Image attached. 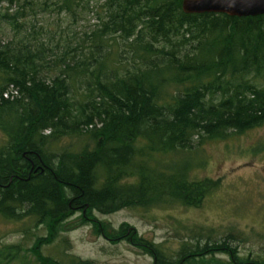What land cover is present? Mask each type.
I'll list each match as a JSON object with an SVG mask.
<instances>
[{
    "label": "trees",
    "instance_id": "16d2710c",
    "mask_svg": "<svg viewBox=\"0 0 264 264\" xmlns=\"http://www.w3.org/2000/svg\"><path fill=\"white\" fill-rule=\"evenodd\" d=\"M183 1L101 0L93 31L58 41L34 19H75L88 0H0L11 32L0 38V217L47 232L29 254L4 247L0 264H92L63 253L68 241L42 253L75 214L153 264H264L238 259L227 240L171 250L93 216L198 207L215 183L171 158L264 126V15H187Z\"/></svg>",
    "mask_w": 264,
    "mask_h": 264
},
{
    "label": "rangeland",
    "instance_id": "374dc122",
    "mask_svg": "<svg viewBox=\"0 0 264 264\" xmlns=\"http://www.w3.org/2000/svg\"><path fill=\"white\" fill-rule=\"evenodd\" d=\"M87 9L75 19L66 14H38L34 19L35 31L41 29L55 40L80 41L98 25L101 0H88ZM6 8L0 3V12ZM12 11H15L13 8ZM10 11V12H12ZM33 23V24H34ZM11 37L10 28L0 25V38ZM5 98V97H4ZM5 137L0 130V147ZM173 163L187 162L189 178L193 181L209 180L215 183L202 203L196 208L123 209L109 215L94 212V219L117 230L127 225L142 238L171 250L183 240L191 242H221L227 240L238 259L264 258V126L230 132L225 138L205 139L194 145L190 153L171 158ZM176 159V160H175ZM78 214L68 218L65 231L59 232L53 243L42 248L43 255L57 257V247L64 241L69 245L63 253L92 264H153L152 259L133 249L126 242L110 243L95 236L91 225L78 221ZM28 229L27 234L23 233ZM37 237H47L44 229L38 231L24 223L7 221L0 217V251L4 247L19 245V255L29 254ZM29 258V257H28ZM220 261L224 256L218 255ZM16 263L21 260L16 259ZM30 261V258H29Z\"/></svg>",
    "mask_w": 264,
    "mask_h": 264
},
{
    "label": "water",
    "instance_id": "95a60500",
    "mask_svg": "<svg viewBox=\"0 0 264 264\" xmlns=\"http://www.w3.org/2000/svg\"><path fill=\"white\" fill-rule=\"evenodd\" d=\"M181 10L187 15L214 14L231 18L257 17L264 15V0H184Z\"/></svg>",
    "mask_w": 264,
    "mask_h": 264
}]
</instances>
